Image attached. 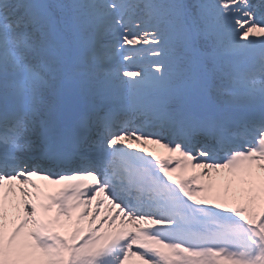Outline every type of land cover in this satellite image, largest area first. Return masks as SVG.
I'll list each match as a JSON object with an SVG mask.
<instances>
[{"label":"snow or ice","instance_id":"1","mask_svg":"<svg viewBox=\"0 0 264 264\" xmlns=\"http://www.w3.org/2000/svg\"><path fill=\"white\" fill-rule=\"evenodd\" d=\"M0 264H264V0H0Z\"/></svg>","mask_w":264,"mask_h":264},{"label":"rangeland","instance_id":"2","mask_svg":"<svg viewBox=\"0 0 264 264\" xmlns=\"http://www.w3.org/2000/svg\"><path fill=\"white\" fill-rule=\"evenodd\" d=\"M253 3L256 2V0H252ZM153 146H149V148H152ZM155 152L157 155H160V156H165V155H168V153L166 152V150L162 149V148H159L158 146H155Z\"/></svg>","mask_w":264,"mask_h":264}]
</instances>
